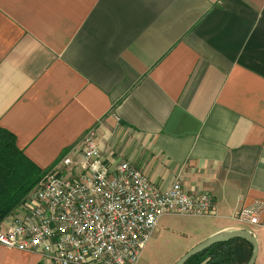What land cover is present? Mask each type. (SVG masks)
<instances>
[{
	"label": "crops",
	"instance_id": "crops-1",
	"mask_svg": "<svg viewBox=\"0 0 264 264\" xmlns=\"http://www.w3.org/2000/svg\"><path fill=\"white\" fill-rule=\"evenodd\" d=\"M0 126L44 170L95 129L157 186L212 196L185 253L242 228L264 264V226L234 216L264 200V0H0ZM0 264L55 263L0 244Z\"/></svg>",
	"mask_w": 264,
	"mask_h": 264
},
{
	"label": "built area",
	"instance_id": "built-area-1",
	"mask_svg": "<svg viewBox=\"0 0 264 264\" xmlns=\"http://www.w3.org/2000/svg\"><path fill=\"white\" fill-rule=\"evenodd\" d=\"M213 209L209 193L190 192L180 180L159 187L129 160L114 161L90 129L80 149L48 169L8 217L0 244L55 264H138L163 215L203 216ZM234 216L264 226V200Z\"/></svg>",
	"mask_w": 264,
	"mask_h": 264
},
{
	"label": "trees",
	"instance_id": "trees-1",
	"mask_svg": "<svg viewBox=\"0 0 264 264\" xmlns=\"http://www.w3.org/2000/svg\"><path fill=\"white\" fill-rule=\"evenodd\" d=\"M46 172L18 146L16 135L0 126V230L4 220L26 202ZM252 253V243L236 237L213 244L186 264H248Z\"/></svg>",
	"mask_w": 264,
	"mask_h": 264
},
{
	"label": "rangeland",
	"instance_id": "rangeland-1",
	"mask_svg": "<svg viewBox=\"0 0 264 264\" xmlns=\"http://www.w3.org/2000/svg\"><path fill=\"white\" fill-rule=\"evenodd\" d=\"M200 218L204 217L163 215L138 264H174L191 245L200 226Z\"/></svg>",
	"mask_w": 264,
	"mask_h": 264
},
{
	"label": "water",
	"instance_id": "water-1",
	"mask_svg": "<svg viewBox=\"0 0 264 264\" xmlns=\"http://www.w3.org/2000/svg\"><path fill=\"white\" fill-rule=\"evenodd\" d=\"M236 237L244 238L250 241L253 245V253L248 264H255L259 254V241L256 235L249 229H230L222 232L215 233L207 239L189 249L184 255H182L174 264H186L187 261L194 255L204 251L215 243L230 240Z\"/></svg>",
	"mask_w": 264,
	"mask_h": 264
}]
</instances>
